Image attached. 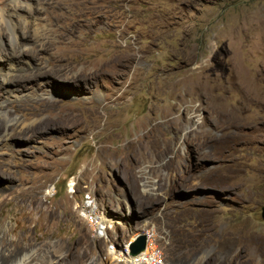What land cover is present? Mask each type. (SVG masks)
<instances>
[{
    "label": "rangeland",
    "instance_id": "1",
    "mask_svg": "<svg viewBox=\"0 0 264 264\" xmlns=\"http://www.w3.org/2000/svg\"><path fill=\"white\" fill-rule=\"evenodd\" d=\"M28 1L0 0L17 35L49 29L22 36L18 62L0 18V122L22 123L0 150L14 177L0 176V237L35 239L29 264H130L140 235L162 264H193V248L264 264V0ZM51 53L90 82L61 83ZM156 138L176 148L129 150Z\"/></svg>",
    "mask_w": 264,
    "mask_h": 264
},
{
    "label": "bare ground",
    "instance_id": "2",
    "mask_svg": "<svg viewBox=\"0 0 264 264\" xmlns=\"http://www.w3.org/2000/svg\"><path fill=\"white\" fill-rule=\"evenodd\" d=\"M12 1V5L14 7V10H12V12H17L18 10L22 9L24 5H28L27 7H29L30 9V12L33 11V8H32V5L29 4V1L28 0H11ZM41 2H43L44 0H40ZM64 2V1H63ZM25 3V4H23ZM38 4V3H37ZM10 10V9H9ZM25 10V9H24ZM11 12V13H12ZM29 12V13H30ZM11 13H6L5 11H1L0 13V18L2 21H5L7 24H9L10 26H12V37H11V40H12V44H13V47H14V50H16L12 55L13 59H15L16 61H20L21 59H25V55H27L28 53L22 51L21 52V49L25 48L28 46V44L30 45L31 43H28V44H25L23 43L24 39L22 40V38H27L30 40V37L34 40V41H40V40H44V39H49V35H48V30L47 28H36L34 30L33 28V32L32 34L29 33V30L28 32H23L24 34L21 36V35H17L16 32H15V29H14V25L12 24L11 22V19H9V16L11 17ZM6 14H7V17H6ZM13 14V13H12ZM0 20V21H1ZM27 23V21H25V24ZM26 26V25H25ZM24 26V27H25ZM30 28V27H29ZM31 29V28H30ZM25 30V29H24ZM23 30V31H24ZM27 30V29H26ZM17 31V30H16ZM1 38V37H0ZM42 40V41H43ZM41 41V42H42ZM0 42H1V39H0ZM44 53H46V51H48L47 48H44L42 50H40ZM43 53V54H44ZM58 54V53H57ZM49 55V54H48ZM33 56V55H32ZM37 57V56H36ZM50 57H53L56 59V61H58L60 64V69L61 71H65V78H63V80H61V83H64V84H69L70 86H73L75 85L76 82H79L81 80H84V79H87V81L90 82L89 79H91L90 77H88L86 74H83V73H77L75 71V66H69L67 63V60L61 56H57L56 53H51L50 54ZM117 58V57H116ZM119 58V57H118ZM34 59V58H33ZM22 61V60H21ZM28 61V60H27ZM116 59H114L112 61V65H111V68H110V72L113 76H116L115 74L117 73V71L115 72V68H116ZM56 63V62H55ZM54 63V64H55ZM119 63V62H117ZM64 64V65H63ZM57 65V64H56ZM110 64H108L109 66ZM10 66H11V69L14 70V71H19V66H16L13 62L10 63ZM56 67V66H55ZM58 67V66H57ZM54 69V68H53ZM51 68V70H53ZM50 70V69H49ZM39 69L35 70L34 72L35 73H38L39 74ZM43 71V70H42ZM60 71V70H59ZM66 71L69 73V75L66 76ZM31 74L33 72H28L27 74ZM54 73V72H53ZM49 74V73H48ZM60 74V73H59ZM52 75V74H51ZM34 76V75H33ZM101 76V74H100ZM40 77V76H38ZM27 78V77H26ZM55 78V77H53ZM37 79V78H36ZM28 80V79H26ZM26 80H22L21 78H18L17 81H12V83L14 82L15 84H19L21 85L19 82L21 81H25ZM60 81V79H59ZM18 82V83H17ZM92 83V82H91ZM95 86V85H94ZM96 98H104V96H100V95H95ZM113 97V96H112ZM105 99V98H104ZM118 98L115 97L112 101H117ZM111 101V102H112ZM23 105V104H21ZM69 115H67L66 117H64L66 119L63 120V122L59 123L60 125H62L63 129H67V127L74 123L76 120H78V117H77V114L74 112V111H71V113H68ZM195 114H196V110L194 111L192 117L190 118V121H191V131L187 132V134H191V138L190 139H193L192 137H195L197 136L196 133H195V129L198 127L196 126L197 124L193 123V120L195 118ZM3 116V123L0 122V150H3L5 148H10V144H11V141L12 140V137L10 135V131L12 130V127L14 126H17L18 129L20 126H22V123H19V121H15V125L11 124V127H8V124L9 123H12L14 122V120H11V117L9 116V114H7L6 112H4L2 114ZM66 115V114H65ZM57 122V121H56ZM77 123V122H76ZM57 124V123H56ZM55 126V125H54ZM178 126V125H177ZM24 127V126H23ZM70 127V126H69ZM22 128V127H21ZM54 128V127H53ZM11 129V130H10ZM61 129V128H60ZM59 129V130H60ZM27 130L23 131L21 130L20 133H24L26 132ZM29 131V130H28ZM39 131V130H38ZM2 133H4V135H2ZM32 133V132H31ZM144 138V137H143ZM197 138V137H196ZM145 139V138H144ZM157 140L155 142H149V141H146V142H142V144H139V141L135 142L134 144H130L129 145V150L132 148V146H134L133 148H136L138 151L140 152H143L144 150H148V149H154L155 148H158L159 146H163L165 148V150H170V147L172 148H176L175 144L172 142H163L161 140H159V138H156ZM187 140V139H186ZM193 141V140H192ZM190 143V142H189ZM129 144V143H128ZM191 144V143H190ZM160 147V148H161ZM100 148H105L103 145L100 147ZM172 149V150H174ZM164 150V152H165ZM123 151V150H122ZM124 152V151H123ZM127 152V151H125ZM145 152V151H144ZM122 158L124 160H127V157H126V153H124L123 155H121ZM149 156V155H148ZM154 157V155H153ZM141 158L143 159V153L141 154ZM158 158V157H157ZM116 159H117V156H116ZM116 159H113L114 161H116ZM152 160V159H151ZM154 160V159H153ZM152 160V161H153ZM113 161V162H114ZM113 164V163H112ZM147 175H149V171H145ZM3 175L6 179H8V181H12V179H14V177L12 178V171H11V167L5 165V164H2V162L0 163V176ZM147 181H149V178H146ZM146 183V182H145ZM148 191V189H147ZM87 193H90V192H87ZM86 194V193H85ZM85 197V195H84ZM202 201V200H201ZM84 202V200H83ZM97 221V220H96ZM104 222H107V223H110L109 222V219H105L103 221L100 222V225H104L105 223ZM99 226V225H98ZM108 228V227H107ZM13 231V229L11 227L3 230V233L0 237V259L3 261L6 257H12V256H15V260H17V264H20V262L22 261V259L24 260L23 261V264H29L31 262H33L35 259H36V256L33 254L31 257H28L27 254H23L25 251H27L29 248H32L33 245L35 244V239H30V238H27L26 237V240L24 243L23 239H21L20 237H16L15 239H12V238H8L10 233ZM105 233V232H103ZM184 236V235H183ZM254 236V234H253ZM256 236V235H255ZM248 237V236H247ZM146 239H150L149 236L145 237ZM185 238V237H183ZM253 238V237H252ZM246 239V238H245ZM251 240V239H250ZM248 241V242H252V241ZM189 241V240H188ZM187 241V242H188ZM189 243V242H188ZM186 244V243H185ZM248 244V243H247ZM251 245V244H250ZM196 246V245H195ZM191 251H194L193 252V264H203L204 261L201 260V257L202 255H200V252H198L197 250H195L194 248L191 249ZM200 251V250H199ZM198 252V253H196ZM248 253V256L247 258H244V257H241V255L239 256L238 255V258L234 259L233 260V263L234 264H247L249 263L250 261H253V255L255 253H258V251L256 252L255 249L254 250H250ZM28 257V258H27ZM246 257V256H245ZM210 259V258H209ZM82 261V260H81ZM80 261V262H81ZM130 264H159L157 261L158 259L155 258L151 252L149 251V249H145L143 252L139 253V254H135V255H132L131 253V259H130ZM248 261V262H247ZM16 262V261H15ZM76 263V259L74 260V264ZM205 264H218L216 262V259L215 258H211L208 262L206 260V263Z\"/></svg>",
    "mask_w": 264,
    "mask_h": 264
},
{
    "label": "water",
    "instance_id": "3",
    "mask_svg": "<svg viewBox=\"0 0 264 264\" xmlns=\"http://www.w3.org/2000/svg\"><path fill=\"white\" fill-rule=\"evenodd\" d=\"M261 218L264 221V208L261 209ZM145 248H146V238L144 235H140L131 247L132 255L143 252Z\"/></svg>",
    "mask_w": 264,
    "mask_h": 264
},
{
    "label": "built area",
    "instance_id": "4",
    "mask_svg": "<svg viewBox=\"0 0 264 264\" xmlns=\"http://www.w3.org/2000/svg\"><path fill=\"white\" fill-rule=\"evenodd\" d=\"M85 199H86V198H84L83 200L85 201ZM148 236H150V235H148ZM145 249H149V251L151 252V254H152L155 258L158 259L157 262H158L159 264H162V263H161V260H160L159 252H158V250H157V248H156V246H155L153 240L151 239V237H150V239H146V248H145Z\"/></svg>",
    "mask_w": 264,
    "mask_h": 264
}]
</instances>
